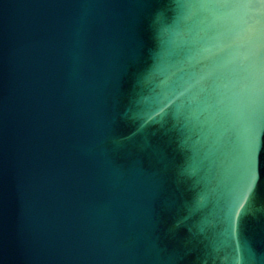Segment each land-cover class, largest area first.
<instances>
[{"label": "water", "instance_id": "95a60500", "mask_svg": "<svg viewBox=\"0 0 264 264\" xmlns=\"http://www.w3.org/2000/svg\"><path fill=\"white\" fill-rule=\"evenodd\" d=\"M0 264H264V4L0 0Z\"/></svg>", "mask_w": 264, "mask_h": 264}, {"label": "snow or ice", "instance_id": "6c2138e0", "mask_svg": "<svg viewBox=\"0 0 264 264\" xmlns=\"http://www.w3.org/2000/svg\"><path fill=\"white\" fill-rule=\"evenodd\" d=\"M261 4H264V0H259ZM257 148H258V139L256 129L253 127L249 130L247 143H246V163L248 171L251 176L256 175L257 167Z\"/></svg>", "mask_w": 264, "mask_h": 264}]
</instances>
